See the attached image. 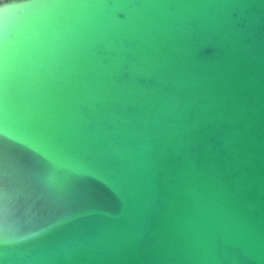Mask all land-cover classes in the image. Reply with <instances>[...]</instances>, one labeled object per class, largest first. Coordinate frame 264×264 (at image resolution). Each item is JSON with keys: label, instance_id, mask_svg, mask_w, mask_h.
<instances>
[{"label": "water", "instance_id": "obj_1", "mask_svg": "<svg viewBox=\"0 0 264 264\" xmlns=\"http://www.w3.org/2000/svg\"><path fill=\"white\" fill-rule=\"evenodd\" d=\"M0 264H264V0H0Z\"/></svg>", "mask_w": 264, "mask_h": 264}]
</instances>
